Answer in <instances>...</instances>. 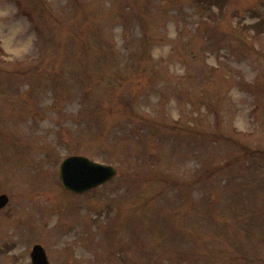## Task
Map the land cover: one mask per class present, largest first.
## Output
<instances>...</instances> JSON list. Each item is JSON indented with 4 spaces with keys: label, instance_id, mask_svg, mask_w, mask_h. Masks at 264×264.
I'll return each instance as SVG.
<instances>
[{
    "label": "rangeland",
    "instance_id": "1",
    "mask_svg": "<svg viewBox=\"0 0 264 264\" xmlns=\"http://www.w3.org/2000/svg\"><path fill=\"white\" fill-rule=\"evenodd\" d=\"M253 14L264 1L212 25L191 0H0V264L36 244L50 264H264V162L236 160L264 150V64L219 49ZM73 155L118 176L63 192Z\"/></svg>",
    "mask_w": 264,
    "mask_h": 264
},
{
    "label": "trees",
    "instance_id": "2",
    "mask_svg": "<svg viewBox=\"0 0 264 264\" xmlns=\"http://www.w3.org/2000/svg\"><path fill=\"white\" fill-rule=\"evenodd\" d=\"M192 2L196 3L199 6L200 11H202V14L204 13V17H206V21L211 23L212 25H216L218 22L223 23L224 20H219L218 16H221L224 12V10L227 7V3L229 0H191ZM264 0H261L263 2ZM254 18H249L250 20L256 19L254 23H249V24H244L241 29H239V25L237 27L234 25L233 28L238 31H242L241 34L237 33L236 31H230L228 34L230 35H225L223 34L221 36V41L222 43H227V39L229 37H232L235 42L238 44H241L239 46L238 44H235L236 47L231 48L232 45H229L228 48H231L230 50L238 51V49L241 47L242 52L245 54L247 59L250 60V64L255 65L257 62H264V56H261V51H257L254 46L249 43L247 37L253 36L255 38L254 42H258L259 38H263L264 36V18H260V16H257L256 14H253ZM256 17V18H255ZM239 23V22H237ZM252 34V35H249ZM237 36V37H236ZM244 36V37H243ZM247 36V37H246ZM227 37V38H226ZM238 37H243V39H240ZM226 38V39H225ZM216 40L219 42V37L217 38L216 34ZM248 41V42H247ZM85 45V42H83ZM147 46V45H143ZM139 53L141 54L140 56V61H143V57H146V49L144 48L141 49ZM218 105H220L219 100L217 101ZM230 139V138H229ZM230 141L234 142L232 139ZM239 149H242V156L237 157L238 160H244V159H249L252 158L251 160L259 159L260 161H264V151L261 149H249V147L246 148V146H239ZM200 180V178H197L196 181ZM195 181V180H194ZM174 183V182H173ZM175 184V183H174ZM177 184V183H176ZM178 185V184H177ZM187 185V184H185ZM6 247V246H5ZM6 249H10L9 247ZM259 259V258H257Z\"/></svg>",
    "mask_w": 264,
    "mask_h": 264
},
{
    "label": "water",
    "instance_id": "3",
    "mask_svg": "<svg viewBox=\"0 0 264 264\" xmlns=\"http://www.w3.org/2000/svg\"><path fill=\"white\" fill-rule=\"evenodd\" d=\"M111 167L90 162L82 157H71L60 166L59 179L66 190L82 193L93 189L115 176ZM8 199L0 196V209L5 207ZM31 264H47L43 249L35 246L30 254Z\"/></svg>",
    "mask_w": 264,
    "mask_h": 264
}]
</instances>
